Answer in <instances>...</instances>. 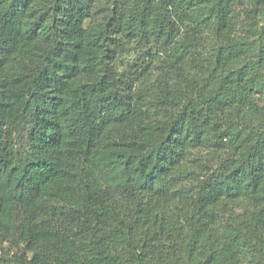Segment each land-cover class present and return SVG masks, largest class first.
Segmentation results:
<instances>
[{
	"label": "trees",
	"instance_id": "obj_1",
	"mask_svg": "<svg viewBox=\"0 0 264 264\" xmlns=\"http://www.w3.org/2000/svg\"><path fill=\"white\" fill-rule=\"evenodd\" d=\"M39 1L0 0V264H264V117L234 137L201 129L215 111L261 110L246 94L264 98V0H246L241 20L238 0H46L51 24L31 25ZM178 19L199 49L215 31L192 62V46L172 48ZM134 40L166 53L176 90L121 88L109 62ZM20 59L33 74L10 68ZM181 62H194L189 85ZM155 105L166 113L148 136L104 144L111 126ZM228 135L241 158L184 167ZM225 199L254 209L219 210Z\"/></svg>",
	"mask_w": 264,
	"mask_h": 264
},
{
	"label": "rangeland",
	"instance_id": "obj_2",
	"mask_svg": "<svg viewBox=\"0 0 264 264\" xmlns=\"http://www.w3.org/2000/svg\"><path fill=\"white\" fill-rule=\"evenodd\" d=\"M158 1V0H157ZM240 2V3H239ZM241 2L245 3V5H241ZM239 3V4H238ZM246 0H238L234 10L235 14L238 16L239 20L244 19L245 16H247V13H245L246 10ZM52 4L50 1L46 0H40L39 2L33 4L32 10L35 9L34 12L36 13V16L34 19H31V25H35L39 22H43V24L48 23L51 24V19L48 17V15H45L46 12L52 13ZM51 9V10H50ZM261 24H264V15L259 13L256 15V19ZM180 22V23H179ZM178 25L181 27V30L179 31L178 35L175 38V41L172 44V48H177V44L184 43L189 44V46H192V42L194 41L193 37H195L196 33L189 27V21L186 19H183V21H179L178 19ZM240 29H243L241 27V24H239ZM209 36L210 40H212L211 44L208 43L206 45L207 50H205V47L199 49L198 46L196 47L192 46L190 47L189 54L191 55V62L195 60L197 54H199V51L206 52L212 48L213 42L215 40V31H206L205 36ZM58 39H60L58 37ZM196 48V49H195ZM157 47L152 45L150 42H138V41H132L127 45V51L123 53V55L116 57L111 62H109L110 65L114 66L115 69L119 74H125V84L122 85L126 92L130 91L133 92L134 95L138 94H146L149 95L152 90H156V92L164 94V88H170L169 91L176 90V80L175 73L172 72V68L170 65H168V59L166 57L165 52H161L159 50H156ZM46 50V49H45ZM150 51L153 52V54H150ZM170 52V51H169ZM38 53V51H37ZM190 56V55H188ZM164 60H166L164 62ZM170 60V59H169ZM180 69L183 68L184 72L183 74L186 76H183L185 79L183 81V85H187V81L193 82L194 80H197V74L194 71V62L191 65H188L187 63H179ZM29 64L23 60H18L17 63H11L10 68L15 71L17 74H20L21 76L27 75L30 76V74H33V72H28V70H25L23 67L28 66ZM22 67V68H21ZM30 67V66H29ZM133 73L131 74V70ZM262 70L264 72V63ZM181 73V71H180ZM2 84V82L0 83ZM133 84V85H132ZM180 84V86H182ZM189 85V84H188ZM183 89H186V87H182ZM250 92V91H249ZM253 94H246V97L251 99L252 102L261 107V110L259 109L258 112H250L249 108L251 105L246 102L245 108L239 110L236 109L234 111H226V113L223 114V112H217L216 113H210V124L211 125H204L201 129L210 132L213 128L212 127H218V124L221 125V128L225 129L228 127H234L233 131H231V136L234 137L236 135L237 131L236 129H239L241 131H247L252 130L256 128L264 129V122H259V127H257V122H254L252 114H256L257 118L256 121L259 119H262L264 117V98L261 96V94L257 93L256 90L251 91ZM165 95V94H164ZM163 95V96H164ZM264 96V95H263ZM149 99V97H146ZM152 101L150 100L149 103ZM242 107V106H241ZM159 106H144L143 111L144 113L140 115L139 119L133 123L129 124H120V125H114L111 126L110 129L107 132L106 139L104 141V144H108L114 140L118 141L122 138H144L145 136H148V131H142V128H147L148 126H155L160 120H162L165 117V111H160ZM237 108V107H236ZM209 114V115H210ZM229 114V115H228ZM209 122V121H208ZM215 123V126L212 125ZM252 126V127H250ZM220 129V128H219ZM218 131V137L223 132ZM236 133V134H235ZM239 133V132H238ZM216 135H214V132L212 133L211 139L214 141L216 140ZM242 137V133H240V137H236V141H240ZM228 141H225L224 139H219L216 143L214 142L212 146L210 147H204V148H197L191 152V155L189 157V160L184 163V167L187 169L194 168L197 165L200 164V170L202 172H205L204 168H207V166H212L211 157L216 162V166L220 169L225 164L228 165L231 160L234 158H241L239 154V150H235L233 147H230V143L222 144L230 141V136H227ZM221 146H219V145ZM222 162V163H221ZM221 163V164H220ZM174 177L178 176V171L174 172ZM115 199H117L121 204H123L122 208L128 207V201L122 197L121 194L115 193L114 194ZM180 206L179 202H174V204L171 205L170 208H165L163 210V213H169L171 214L173 210H175L177 207ZM219 210L232 212V213H240L244 210H252L254 209V205L251 204L248 200H240L239 202H233L229 199L223 200L218 205ZM130 214V213H129ZM162 215L161 213H159ZM1 252V251H0Z\"/></svg>",
	"mask_w": 264,
	"mask_h": 264
}]
</instances>
